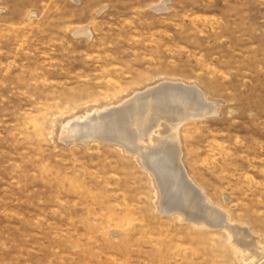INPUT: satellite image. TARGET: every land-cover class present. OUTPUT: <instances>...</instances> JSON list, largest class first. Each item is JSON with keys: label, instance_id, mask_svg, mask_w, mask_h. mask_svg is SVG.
I'll use <instances>...</instances> for the list:
<instances>
[{"label": "rangeland", "instance_id": "obj_1", "mask_svg": "<svg viewBox=\"0 0 264 264\" xmlns=\"http://www.w3.org/2000/svg\"><path fill=\"white\" fill-rule=\"evenodd\" d=\"M176 84L208 112L179 157L142 145L228 228L166 208L140 155L62 134ZM0 264H264V0H0Z\"/></svg>", "mask_w": 264, "mask_h": 264}, {"label": "bare ground", "instance_id": "obj_2", "mask_svg": "<svg viewBox=\"0 0 264 264\" xmlns=\"http://www.w3.org/2000/svg\"><path fill=\"white\" fill-rule=\"evenodd\" d=\"M166 87L167 86H165V88ZM173 87L172 89H165L163 87L155 89L154 87V89L149 91L145 90L146 92L143 90L142 93L133 96L131 100H125L126 102H123L124 104L115 109L111 114L99 115V111V113L94 112L95 114L92 115L87 114L79 120H74L75 122H68L66 126L63 127L62 134L66 138L78 139V141H86L88 138L93 139L95 137L101 139L104 137L105 139L115 138L118 141L124 142L128 150H132V152L134 151L142 157L144 165L156 177L155 179H157L159 187H161V195L163 196L162 202L164 206L166 205V208L168 206L172 207L173 205L171 204H174V210L182 214L187 220L193 221L200 226H209L214 229L216 227H227L228 225L226 226V223L228 222L225 223V215L223 216L219 210L217 211L209 208L206 199L200 195V192L196 191V188L192 186L186 178V174L180 168L182 165H174L176 162L172 163L169 161V165L167 166L171 169L168 171L166 168L167 161L163 158L152 161V157L157 151L154 149H146V147L142 145L145 137L150 138V140H153L156 144L167 141V138H171L174 139L173 142H175L173 147L176 157H179L180 153L176 147V144H178L176 141L179 125L183 126L191 122V119H201L208 112L207 103H204L202 98L203 95H201L199 91L197 92L190 87H184L186 93H183L179 91V87L182 88V85H177V88ZM208 106L210 107V105ZM164 109H166L165 112ZM160 112L165 113L167 115L165 118L170 120L172 124L171 127H167L168 130L165 131L167 135H165L166 133L164 132L165 136H159L160 138L158 139L154 138L155 136L153 137L152 129L154 128L153 126L158 124L161 117ZM174 175L175 177L177 175V179L180 180L178 182L179 185L177 186L175 182L176 186L173 187L171 181L175 178ZM237 233L240 234L239 231L235 232V236L238 235ZM241 240L240 237H237L236 242H239L245 247L251 245L250 243L243 242L245 240L242 242Z\"/></svg>", "mask_w": 264, "mask_h": 264}, {"label": "water", "instance_id": "obj_3", "mask_svg": "<svg viewBox=\"0 0 264 264\" xmlns=\"http://www.w3.org/2000/svg\"><path fill=\"white\" fill-rule=\"evenodd\" d=\"M90 140H97V141H100V142H105V143H114V144H116V145H119L122 149H124V151H126L127 153H131L132 155L134 154V155H136L137 157H139V159H141L140 158V156H139V154H136V152H132V150L130 151V150H128L126 147V145H125V143L124 142H122V141H118L117 139H115V138H104V137H102L101 139H99V138H97V137H95V138H88L86 141H84V140H72V141H78V143H88V141H90Z\"/></svg>", "mask_w": 264, "mask_h": 264}]
</instances>
